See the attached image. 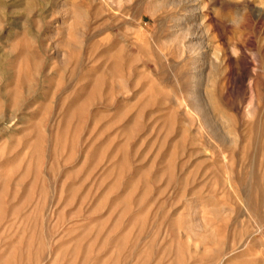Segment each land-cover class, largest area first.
Listing matches in <instances>:
<instances>
[{
	"label": "rangeland",
	"instance_id": "374dc122",
	"mask_svg": "<svg viewBox=\"0 0 264 264\" xmlns=\"http://www.w3.org/2000/svg\"><path fill=\"white\" fill-rule=\"evenodd\" d=\"M0 264H264V0H0Z\"/></svg>",
	"mask_w": 264,
	"mask_h": 264
}]
</instances>
